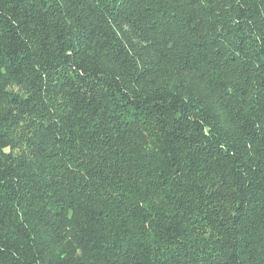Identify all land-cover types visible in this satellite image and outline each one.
Segmentation results:
<instances>
[{
    "label": "trees",
    "instance_id": "16d2710c",
    "mask_svg": "<svg viewBox=\"0 0 264 264\" xmlns=\"http://www.w3.org/2000/svg\"><path fill=\"white\" fill-rule=\"evenodd\" d=\"M0 264H264V0H0Z\"/></svg>",
    "mask_w": 264,
    "mask_h": 264
},
{
    "label": "clouds",
    "instance_id": "9594fccd",
    "mask_svg": "<svg viewBox=\"0 0 264 264\" xmlns=\"http://www.w3.org/2000/svg\"><path fill=\"white\" fill-rule=\"evenodd\" d=\"M4 151H8V149H7V148H5V149H4Z\"/></svg>",
    "mask_w": 264,
    "mask_h": 264
}]
</instances>
